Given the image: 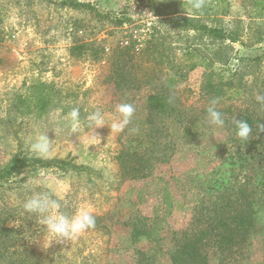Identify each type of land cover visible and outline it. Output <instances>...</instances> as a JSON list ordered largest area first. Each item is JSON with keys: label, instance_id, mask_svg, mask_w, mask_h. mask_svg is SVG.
<instances>
[{"label": "rangeland", "instance_id": "rangeland-1", "mask_svg": "<svg viewBox=\"0 0 264 264\" xmlns=\"http://www.w3.org/2000/svg\"><path fill=\"white\" fill-rule=\"evenodd\" d=\"M191 4L0 0V264H264V0ZM213 99L222 129L206 118ZM120 103L131 123L97 129L89 151L90 131L64 120ZM229 108L256 120L248 141ZM37 130L53 158L30 154ZM33 191L69 216L90 206L95 229L45 250L21 217Z\"/></svg>", "mask_w": 264, "mask_h": 264}, {"label": "clouds", "instance_id": "clouds-1", "mask_svg": "<svg viewBox=\"0 0 264 264\" xmlns=\"http://www.w3.org/2000/svg\"><path fill=\"white\" fill-rule=\"evenodd\" d=\"M204 7V0H193L191 8L199 11ZM257 101L264 103V96H258ZM219 101L213 99L209 102L206 109L207 121L211 126L222 129L225 126L223 114L218 110ZM135 113V108L130 103H120L115 106L113 112H104L100 108L88 113L86 118L81 120V110L79 107H73L65 116L68 121V129L74 135H79L86 127L91 135L88 137L87 148L90 146H100L101 137L96 134V130L107 127L110 129V135L120 134L131 123ZM235 135L242 141H248L253 128L243 119L233 120ZM49 131L37 130L29 144L30 154L41 159H51L55 155L53 147L54 141L48 138ZM87 136L88 134L85 133ZM100 148V147H99ZM27 184V181L25 182ZM62 198H55V193L51 191H33L32 195L27 197L23 204L21 217H35L37 223L42 226L46 237L37 238L42 240V246L47 250L55 242H68L85 234L89 230L95 229L96 217L90 206L79 208L74 215H67L62 211L65 206L61 202ZM23 219L14 221L15 228L21 227Z\"/></svg>", "mask_w": 264, "mask_h": 264}, {"label": "trees", "instance_id": "trees-1", "mask_svg": "<svg viewBox=\"0 0 264 264\" xmlns=\"http://www.w3.org/2000/svg\"><path fill=\"white\" fill-rule=\"evenodd\" d=\"M183 1H186L188 3H192L193 2V0H183ZM214 8H216V7H214ZM197 15H199V13H197ZM201 30H204V31L208 32L213 37L218 36V34L216 33L215 30H212V29L210 30V29H207V28H201ZM194 66L195 65H193L192 68H194ZM176 82H177V79L175 78V75H174V77H172L169 80V83H168L167 87L169 89L173 88ZM40 86H43V85L41 84ZM38 100L40 101V105L38 106V111L39 110H44V109H46V106L50 102L49 101L50 100V95H47V94L42 95V93H41L38 96ZM227 112L230 114L231 117H233V118H235L237 120H239V119L246 120L251 126L255 125V123H256V120L252 117V115L250 113L246 114L245 112H242V111H239V112L236 113L235 110H231L230 108L227 109ZM20 114H22L21 110H20ZM36 163L42 164L43 166H48L50 164H58L57 161H55V160H51V161H40L39 160V161H36Z\"/></svg>", "mask_w": 264, "mask_h": 264}]
</instances>
